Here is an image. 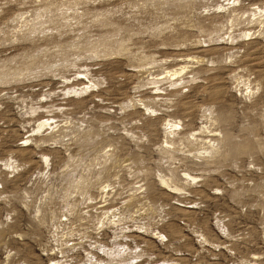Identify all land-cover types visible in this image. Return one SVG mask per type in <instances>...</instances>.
I'll list each match as a JSON object with an SVG mask.
<instances>
[{"label":"rangeland","instance_id":"obj_1","mask_svg":"<svg viewBox=\"0 0 264 264\" xmlns=\"http://www.w3.org/2000/svg\"><path fill=\"white\" fill-rule=\"evenodd\" d=\"M51 260L264 264V0H0V264Z\"/></svg>","mask_w":264,"mask_h":264},{"label":"bare ground","instance_id":"obj_2","mask_svg":"<svg viewBox=\"0 0 264 264\" xmlns=\"http://www.w3.org/2000/svg\"><path fill=\"white\" fill-rule=\"evenodd\" d=\"M203 50V49H202ZM204 51V50H203ZM185 68H187L186 66H181V68L179 69V71L178 70H174L173 72H170V75H172V76H177V75H179L182 71H184L185 70ZM82 79H84V77H81L80 76V78H78V81H81ZM186 112V111H185ZM189 112V111H188ZM188 114V113H187ZM187 114H185L186 116H187ZM38 125H37V129H33V131H35V130H40L41 128H43V127H45V126H52L53 125V123H55V120H54V118H52V117H45V116H43V117H40V118H38ZM169 124H171L172 126L173 125H178L179 124V122L178 121H174V122H172V123H169ZM187 127V126H186ZM192 127V126H191ZM188 128V127H187ZM190 129H192V128H190ZM203 132V131H202ZM212 132V131H211ZM192 134H194V133H192ZM34 135V134H33ZM211 135H213V136H215L216 135V133H215V131H214V133H212ZM30 137V136H29ZM25 141H29V138H27ZM207 142V141H206ZM22 145V144H21ZM26 146H29V143L28 144H26V145H22L21 147L23 148V147H26ZM185 175L187 176V177H190V178H195V177H193V176H191V174H189V173H185ZM163 182L166 184V181L165 180H163ZM175 189H179V188H177V187H174ZM172 193V192H171ZM174 193V192H173ZM190 207V206H189ZM49 264H56L55 263V261L54 260H51L50 261V263Z\"/></svg>","mask_w":264,"mask_h":264}]
</instances>
